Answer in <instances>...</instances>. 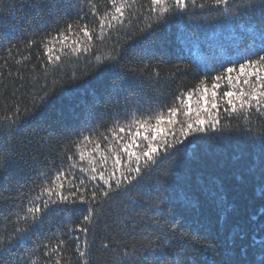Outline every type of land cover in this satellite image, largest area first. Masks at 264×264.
I'll return each instance as SVG.
<instances>
[{"label": "trees", "instance_id": "obj_1", "mask_svg": "<svg viewBox=\"0 0 264 264\" xmlns=\"http://www.w3.org/2000/svg\"><path fill=\"white\" fill-rule=\"evenodd\" d=\"M149 2L138 0L127 10L135 15L126 14L123 24L100 36L88 0H0V117L20 110L15 123L0 120V146L14 150L0 162V236L39 193L40 173L72 163L64 153L81 133L95 139L114 121L166 111L190 89L191 97H183L187 104L203 105L211 100L214 78L223 74L219 99L237 90L227 84L225 69L235 67L231 75L237 76L239 63L264 47L262 0L204 8L189 2L186 10L160 20L148 11ZM93 3L100 15L110 6L107 0ZM67 24L74 31L65 32L61 51L58 32ZM85 24L93 29L89 50L72 53L67 45L79 39L77 26ZM45 44L60 62L47 63ZM202 79L209 89L204 99L195 91ZM226 106L219 104L216 128L205 125V131L182 137L136 182L110 193L88 234L67 231L88 207L69 205L72 211L46 220L31 239L14 246L0 241V264H54L56 253L45 255L43 246L54 247L57 239L65 241L61 264H84L76 248L85 239L88 264H161L178 255L193 264H264V115L255 109L229 115ZM75 173L89 187L101 183L78 168Z\"/></svg>", "mask_w": 264, "mask_h": 264}, {"label": "snow or ice", "instance_id": "obj_2", "mask_svg": "<svg viewBox=\"0 0 264 264\" xmlns=\"http://www.w3.org/2000/svg\"><path fill=\"white\" fill-rule=\"evenodd\" d=\"M189 2L194 7L204 8L206 6H228L230 0H202L199 4H197V0H150L148 11L154 14L155 19L160 20L166 13H171L174 10H186ZM88 3L92 5V11L99 18V35L102 36L106 29L114 28L116 24H123L126 14L135 15V13H128L127 10L131 9L133 4L138 3V0H131V3L129 0H107L110 6L106 7L103 15H100L93 0H88ZM259 7L264 11V0ZM152 18L153 16H145V19ZM80 19H84V17H80ZM77 27L79 31L76 35L79 39L73 40L70 45H67L72 53H77L81 48L83 51H88V44L93 40V29H90L86 24ZM147 27L150 28L151 24H148ZM73 31V25L67 24L66 29L58 32L61 37V51L64 41L68 40L65 32L72 33ZM80 33H83V36H80ZM35 43V41H29V46ZM44 50L47 63L56 64L61 61V56L54 55L52 47L45 44ZM262 53H264V47L253 53L255 58L250 56L243 63H239V72L235 77L231 75L235 71V67L225 69V72L228 73L227 84L230 89L237 90L225 91L219 99L216 89L220 88V84L217 82L225 79L223 74L214 78L210 93L211 100L210 102L205 100L203 105L198 104L193 108L187 104L183 97H191L193 90L190 89L187 93L182 92L175 96L173 106L167 107L166 111L162 109L140 118L133 114L132 119L127 123L114 121L112 127L106 129L107 134L100 133L95 139L81 133L82 139L79 142H70L68 151L64 153L66 159L72 163L67 169L59 168L55 171L50 169L40 173L41 182L36 185L39 188V193L28 201V205L22 206V214H17L15 226L10 232L6 231L5 235L0 236V241L7 240L9 246H14L31 239L36 234V230L44 226L46 220L55 219L60 213L72 211L73 209L68 206L77 204L88 205L87 214L83 215L80 223L75 224L67 231L75 233L78 229L80 233L88 234L102 216L103 205L109 200L110 193L126 189L127 186L136 182L150 164L156 163L161 151L167 153L169 149L175 148L177 144L183 142L182 137H187L193 132L205 131V125L216 128L220 117L219 104L227 105L224 107V112L229 115L238 112L247 114L252 109L264 115V54ZM97 59L100 58L97 57ZM107 59H113V57L109 56ZM195 91L200 92L201 99L209 95L206 79L198 82ZM47 98L48 93L45 92L43 96L39 97V103L46 102ZM177 101L179 107L176 106ZM33 103L35 105L36 101L34 100ZM209 103L210 107L205 106ZM182 109L185 118L183 123L177 119V115ZM19 111L17 108L11 116L5 115L0 117V120H12L15 123L13 118L19 115ZM249 131L251 132L252 129L249 128ZM260 138L264 142V129L261 130ZM73 147L75 148L74 152L72 151ZM13 151L11 147L0 146V153H2L0 162H7ZM77 168L80 172L86 173L91 181L99 180L101 183H93L89 187L83 177L77 178L75 173ZM70 219L71 217H69ZM150 244L151 241L148 246ZM64 245L63 239H57L54 247L43 246L44 254L56 253L54 264H61L60 250ZM87 249L88 241L86 239L82 243H77L76 251L84 264H88L85 259ZM157 259L160 260L159 254ZM47 264H52V262L49 261ZM161 264H193V261L187 255H178L172 259H163Z\"/></svg>", "mask_w": 264, "mask_h": 264}]
</instances>
